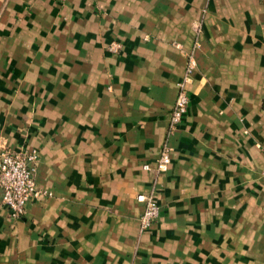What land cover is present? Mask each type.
Here are the masks:
<instances>
[{
  "label": "crops",
  "instance_id": "crops-1",
  "mask_svg": "<svg viewBox=\"0 0 264 264\" xmlns=\"http://www.w3.org/2000/svg\"><path fill=\"white\" fill-rule=\"evenodd\" d=\"M0 148L53 196L0 193L6 264H264V0H0Z\"/></svg>",
  "mask_w": 264,
  "mask_h": 264
},
{
  "label": "built area",
  "instance_id": "built-area-1",
  "mask_svg": "<svg viewBox=\"0 0 264 264\" xmlns=\"http://www.w3.org/2000/svg\"><path fill=\"white\" fill-rule=\"evenodd\" d=\"M113 52L119 49V44L112 45ZM195 69L192 58L188 60L185 73L190 75ZM189 98L186 90L180 86L170 114V129L176 128L187 112ZM37 156L33 151H0V193L3 205L8 210L11 220H19L25 214L26 204L30 199L41 197L42 192L35 186V166ZM170 164L169 152L162 151L155 164L157 173L167 171ZM149 171L148 165L143 166ZM137 202L143 205L142 214L139 217V229L145 231L159 215V206L153 193L139 194Z\"/></svg>",
  "mask_w": 264,
  "mask_h": 264
},
{
  "label": "rangeland",
  "instance_id": "rangeland-1",
  "mask_svg": "<svg viewBox=\"0 0 264 264\" xmlns=\"http://www.w3.org/2000/svg\"><path fill=\"white\" fill-rule=\"evenodd\" d=\"M170 126L168 125V133L170 132ZM167 135V134H166ZM167 142H166V140L164 141V143H163V145H162V147H161V150H160V153L162 152V151H164L165 149H167L168 150V147H167ZM2 150H6V151H10V150H8V149H4V148H0V151H2ZM22 151H27V150H22ZM31 151H33L35 154H36V156H37V153L34 151V150H31ZM13 152H17V151H13ZM38 157V156H37ZM38 159V158H37ZM36 163H37V161H36ZM36 167V166H35ZM159 174V173H158ZM39 191H41L42 192V195H41V198H51V197H53L52 196V193L51 192H49V191H47V190H43V189H41V190H39ZM10 224V223H9ZM12 225H10V227H11ZM12 227H14V226H12ZM0 264H6V262H5V257L3 256L2 257V259L0 260Z\"/></svg>",
  "mask_w": 264,
  "mask_h": 264
}]
</instances>
